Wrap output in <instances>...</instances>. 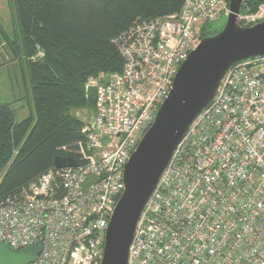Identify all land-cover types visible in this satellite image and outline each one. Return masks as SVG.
Wrapping results in <instances>:
<instances>
[{
    "label": "built area",
    "instance_id": "built-area-1",
    "mask_svg": "<svg viewBox=\"0 0 264 264\" xmlns=\"http://www.w3.org/2000/svg\"><path fill=\"white\" fill-rule=\"evenodd\" d=\"M229 14L230 0H184L138 21L118 43L122 70L87 84L95 101L79 160L62 156L75 165H54L0 207V243H41L29 264H100L131 154L202 28ZM262 20L264 2L238 15L241 26ZM128 264H264V54L234 62L187 128L141 212Z\"/></svg>",
    "mask_w": 264,
    "mask_h": 264
},
{
    "label": "trees",
    "instance_id": "trees-1",
    "mask_svg": "<svg viewBox=\"0 0 264 264\" xmlns=\"http://www.w3.org/2000/svg\"><path fill=\"white\" fill-rule=\"evenodd\" d=\"M12 2L20 33L5 37L13 59L27 64L35 115L17 121L16 109L0 99V207L20 198L31 181L54 166L56 156L79 160L85 135L76 112L94 105L90 78L122 70L118 43L128 39L130 29L138 21L179 11L184 0ZM263 2L245 0L241 12H256ZM222 28L207 24L202 35Z\"/></svg>",
    "mask_w": 264,
    "mask_h": 264
},
{
    "label": "water",
    "instance_id": "water-1",
    "mask_svg": "<svg viewBox=\"0 0 264 264\" xmlns=\"http://www.w3.org/2000/svg\"><path fill=\"white\" fill-rule=\"evenodd\" d=\"M244 2L230 0L224 27L203 37L179 66L169 95L125 166V189L110 217L100 264H128L141 212L187 128L215 97L234 62L264 54V20L250 26L238 21ZM75 163L71 157L56 156L54 165ZM41 249V243L20 250L0 243V264H29Z\"/></svg>",
    "mask_w": 264,
    "mask_h": 264
},
{
    "label": "rangeland",
    "instance_id": "rangeland-1",
    "mask_svg": "<svg viewBox=\"0 0 264 264\" xmlns=\"http://www.w3.org/2000/svg\"><path fill=\"white\" fill-rule=\"evenodd\" d=\"M226 20L227 17H222L214 22V26L217 29L222 28ZM0 21V99L16 109L15 117L19 121L35 115V109L27 64L19 59H13L5 37L6 32L12 37L20 33L12 0H0ZM76 113L81 118L89 119L93 109H81Z\"/></svg>",
    "mask_w": 264,
    "mask_h": 264
},
{
    "label": "crops",
    "instance_id": "crops-1",
    "mask_svg": "<svg viewBox=\"0 0 264 264\" xmlns=\"http://www.w3.org/2000/svg\"><path fill=\"white\" fill-rule=\"evenodd\" d=\"M1 22V21H0ZM2 23H3V21H2ZM4 26V25H3ZM6 29V28H5ZM7 30V29H6Z\"/></svg>",
    "mask_w": 264,
    "mask_h": 264
}]
</instances>
